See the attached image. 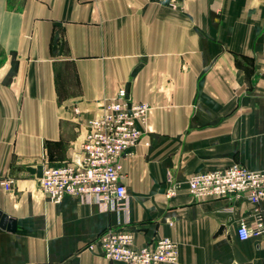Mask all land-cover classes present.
Here are the masks:
<instances>
[{
  "label": "crops",
  "instance_id": "crops-1",
  "mask_svg": "<svg viewBox=\"0 0 264 264\" xmlns=\"http://www.w3.org/2000/svg\"><path fill=\"white\" fill-rule=\"evenodd\" d=\"M10 3L0 0V264H111L95 241L109 228L130 230L135 248L171 239L175 264H264V200H197L186 185L233 163L264 171V0ZM119 88L150 108L122 162L127 210L48 201L43 168L78 157L86 122Z\"/></svg>",
  "mask_w": 264,
  "mask_h": 264
},
{
  "label": "built area",
  "instance_id": "built-area-1",
  "mask_svg": "<svg viewBox=\"0 0 264 264\" xmlns=\"http://www.w3.org/2000/svg\"><path fill=\"white\" fill-rule=\"evenodd\" d=\"M156 1L177 10L187 0ZM149 109L148 105L134 101L124 88H119L114 97L103 100L86 122L78 157L59 166L43 168L39 188L47 200L58 204L65 197H73L87 204L125 212L128 195L122 162L131 156L144 136L142 125ZM186 185L188 193L197 200L244 198L251 204L264 200V171H254L237 163L222 170L195 172ZM178 189L174 184L166 196L174 197ZM236 232L240 241L248 239L250 232L244 220L238 222ZM95 241L111 264H175L178 259L176 244L171 239L161 238L135 248L133 234L127 228L106 229Z\"/></svg>",
  "mask_w": 264,
  "mask_h": 264
},
{
  "label": "rangeland",
  "instance_id": "rangeland-1",
  "mask_svg": "<svg viewBox=\"0 0 264 264\" xmlns=\"http://www.w3.org/2000/svg\"><path fill=\"white\" fill-rule=\"evenodd\" d=\"M10 2H11L10 4H12V5L16 4V3L19 4V0H10ZM59 69L61 70V72L64 71L65 73H63V75H65L66 72H68L70 70V67L67 66V65L66 66L62 65ZM69 77L71 78V80L66 82L67 83V87L65 89V92L74 93L76 91V88L74 86V81H73V79H72V77L70 75H69ZM61 80L62 81H59V82L64 83L62 78H61Z\"/></svg>",
  "mask_w": 264,
  "mask_h": 264
},
{
  "label": "water",
  "instance_id": "water-1",
  "mask_svg": "<svg viewBox=\"0 0 264 264\" xmlns=\"http://www.w3.org/2000/svg\"><path fill=\"white\" fill-rule=\"evenodd\" d=\"M1 217V216H0ZM2 218H4V217H2ZM223 232V228H221L219 231H218V233L217 234H221Z\"/></svg>",
  "mask_w": 264,
  "mask_h": 264
}]
</instances>
